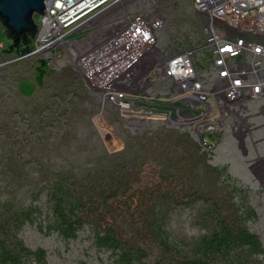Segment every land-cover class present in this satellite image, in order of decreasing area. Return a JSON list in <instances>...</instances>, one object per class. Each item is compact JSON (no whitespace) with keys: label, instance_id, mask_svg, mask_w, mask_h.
<instances>
[{"label":"rangeland","instance_id":"obj_1","mask_svg":"<svg viewBox=\"0 0 264 264\" xmlns=\"http://www.w3.org/2000/svg\"><path fill=\"white\" fill-rule=\"evenodd\" d=\"M125 3L128 15L143 14L153 22L160 20L156 46L163 51L169 45L165 58L179 53L181 46L203 47L199 58L198 53L196 57L198 75L207 81L214 76L216 68L209 66L211 60L204 49L207 18L193 7L192 0H125ZM44 14L45 10L43 15L33 17L38 27L42 25ZM99 18L102 21L110 19L109 13L104 12ZM103 35L105 31L94 26L74 28L64 36V43L44 54L39 52L32 56L30 51L24 55L12 54L14 50L1 52L7 50V39L0 34V43L4 44L0 48V65L10 68V73L20 72L12 82L14 90L17 91L19 80H26L36 88L29 103L40 98L43 104L49 105L47 99L54 102L53 97L60 98L54 90L55 79L52 77H44L43 74L41 85L37 86V72L30 66L39 67L42 59L46 60L43 69L48 74L50 70L60 73L70 67L81 79L77 86L87 89L90 95V99L82 101L75 96V100L68 104L64 121L70 123L67 131L62 132L63 136L60 134L58 151L48 154L49 164L36 172L29 167H21L24 171L17 174L24 175L26 180L12 195L11 204L15 208L35 207L38 216L33 224L18 226L16 239L28 251L43 250L44 264H122L118 261V250L104 245L106 240H110L109 235L115 233L126 249L138 252L140 256L143 255L140 251H143L144 264H157V261L161 262V254H165L164 248H169L174 254L177 250L178 258L184 257L193 252L195 243L202 236L214 229L216 221L221 220L228 225L235 216L260 241V253H252L254 256L248 258L247 264H264V166L256 178L249 172L245 162L248 159L242 156L239 144L229 143V138L225 137L214 148L213 143L207 140L210 136H197L175 120L190 113L193 102L189 99L181 101L182 107L174 109L170 119H123L124 113L115 110L111 103L101 101L99 93L90 88L91 82L86 74L90 72L91 65L80 63L82 55L98 48L93 49L92 46L94 43L97 45ZM35 37H31V44ZM16 63L19 65L13 66ZM163 84V96H157L159 91H148L149 96L156 95L151 100L155 109L153 114H165L164 99L169 96V83ZM30 85L22 84V91L27 96L31 92ZM261 103L264 106V102ZM15 104L20 111L18 99ZM255 109L252 108L253 111ZM21 111L24 117H28L25 109ZM253 111L248 110L246 114ZM243 113L245 111L240 115ZM226 125H231L228 118ZM48 130L53 132L54 128ZM212 135V140L220 139ZM21 151V156L29 158L27 153H23L24 149ZM143 151L146 156L140 158ZM55 168L79 178V184L74 182L72 188L67 186L65 192H59L69 199L74 195L72 200L79 203L75 218H70L75 228L74 238H65L72 231L61 224L65 223L63 220L55 218L53 193L47 192L48 186H44V191H37L38 184L34 182L38 174L50 178ZM92 170L98 173L97 176L102 175L96 179L97 176L90 173ZM6 177L9 174L0 169V185ZM9 197L0 193V213L1 202ZM67 202L66 209H73L71 201ZM247 208L251 209L253 218L245 214ZM215 210L217 213L212 215ZM39 225L42 231L38 229ZM151 231L163 236L154 239ZM21 248L14 246L17 251ZM167 258L170 259L169 256Z\"/></svg>","mask_w":264,"mask_h":264},{"label":"trees","instance_id":"obj_2","mask_svg":"<svg viewBox=\"0 0 264 264\" xmlns=\"http://www.w3.org/2000/svg\"><path fill=\"white\" fill-rule=\"evenodd\" d=\"M1 26L3 27L0 21V34L6 37L7 30L4 27L2 29ZM24 36L33 37L30 34H25ZM18 65L16 63L13 66L17 67ZM0 67V139H2L0 140V143H2L0 145V169L9 174L5 182L0 185V193L10 196L9 199L1 202L0 264H29V262L44 264L45 252L43 250L37 249L36 252L28 251L23 243L16 239V233L20 228L18 226L26 223L33 224L34 221L36 222L38 216L35 207L29 206L25 209L15 208L11 204L13 202L12 195L16 192L18 186L26 180L24 175L17 174H20V170L24 171L21 167H29L32 172H36L49 164L48 154L58 151L57 145L60 143V134L63 136L62 132L65 133L67 131V126L70 123H68V120L64 121L68 104L75 100V96L82 101L90 99V95L87 89L83 87L80 89L77 86L81 82V79L75 71L67 67L60 73H56L54 70H50L51 73L49 74L44 73V77L48 75L55 79L54 90L56 95H59V100L55 96L53 97L54 102L47 99V102L50 101L49 105L47 103L43 104L40 98L33 99L29 103L28 101L32 99L30 97L36 91L35 86L30 85L26 80H19L20 85H17V91H15L12 82L15 78L17 79L20 72L12 71L10 73V68L2 67L1 65ZM30 67L36 73L37 67L35 65ZM25 72H27V69ZM54 74L55 76L53 77ZM22 84H25L27 87L30 85L31 92L29 96L23 93ZM38 85L41 84L37 83ZM27 98L30 99L28 100ZM17 99L19 100L20 111L15 104ZM22 109L26 110L25 113L28 117H24ZM11 118L13 119L11 120ZM49 128H54V131L50 132ZM67 136L65 134L66 138ZM55 140L57 143L54 142ZM54 146L55 149L52 150ZM22 149H24L23 153L25 155L27 153L29 158H24L20 155ZM143 156H146L145 151L141 153L140 158ZM90 173L94 177L98 174L93 172V170ZM100 175L102 174H99L96 179ZM45 176L48 175L38 174L35 176L37 179H34V182L36 181L38 184L37 191H44V186H48L47 192L53 193V201L55 203V211L53 213L55 218L61 222L63 220L65 223L62 222L61 224L69 227V230L72 231L65 238H74L75 228L71 224L70 218H75L79 203L77 204L72 200L74 199V195L73 198L69 199L67 195L59 192H65L67 186L72 188V184L74 182L78 183L79 178L69 173L57 171L56 168L50 178H45ZM13 185L16 186L14 187ZM67 200L71 201L73 209H66ZM216 213L217 211L215 210L212 212V215ZM245 214H252L251 209L247 208ZM208 215H211L209 211ZM232 219L233 222L228 225L221 222V220L216 221L214 229L207 235L202 236L195 243L192 249L193 252L184 257L178 258L179 252L177 250L176 254H174L169 248H164L165 254H161L162 257L159 259L161 262L157 261V264H247L248 258L254 256L252 253L256 251L260 253V241L257 235L247 230L243 221L239 222L240 218L234 216ZM237 222L240 224L236 225ZM38 229L43 230L40 225ZM150 233L154 239L163 236L153 231ZM109 236H111L110 240H106L104 245L111 250H118L119 262L122 264H140V262L144 264L142 262L145 258L143 251H140L143 254L140 256L138 252L126 249L118 240L115 233ZM14 246L23 248L17 251L14 250ZM167 256L170 257L169 260ZM171 257H174L175 260Z\"/></svg>","mask_w":264,"mask_h":264},{"label":"built area","instance_id":"obj_3","mask_svg":"<svg viewBox=\"0 0 264 264\" xmlns=\"http://www.w3.org/2000/svg\"><path fill=\"white\" fill-rule=\"evenodd\" d=\"M46 0L45 12L42 17V25L36 31V37L31 44L30 52L32 56H37L39 52L46 53L52 48H56L59 44L65 42L64 36L71 33L74 28H83L91 26L98 30L105 31V35L98 39V44H93V52L90 50L88 55H82L81 64L91 65L86 76L90 80V88L97 91L103 102H109L112 106L122 109H141V105L135 101V91L140 79H135L137 84L132 90H127L126 78H120L118 72H122L123 61L116 46L118 44L132 41L137 47L142 42L157 43V34L159 32L160 22H153L143 14L128 15L125 11V0ZM261 0H192V4L198 12L207 18V40L204 49L210 52L211 63L218 64V68L214 70V76L220 75L226 77L232 73L234 68H238L241 74H237L236 78L230 77V81L234 83L236 88H242L244 81L247 83L248 94L242 96L237 104L230 105L236 116H241L242 111L250 110L249 103L260 100L264 102V84L256 83L254 73L249 63L252 55H255L258 66H264V19L256 20L251 25L247 24L251 16L250 5L259 3ZM94 11V12H92ZM119 11H122L119 13ZM92 12V14H90ZM104 12L109 13L110 19H98V16ZM90 14V15H89ZM89 15V16H87ZM231 23L232 30L240 32L243 35H236L232 39L225 36L227 32L226 21ZM247 24V25H246ZM118 38L115 42L114 40ZM111 44L115 47L112 48ZM85 52V53H88ZM198 50H189L186 54H192L195 61ZM91 55V56H90ZM99 57L96 61L95 59ZM167 59V58H166ZM176 58L166 60V64L170 61L176 63ZM210 63V64H211ZM133 64V63H132ZM131 64L128 65L130 67ZM127 67V68H128ZM94 70V71H93ZM193 73L194 69L188 70ZM198 71V70H197ZM210 72V71H209ZM117 73V74H116ZM196 73V72H195ZM196 73V84L201 86L206 92L219 97V103L226 102L232 96L231 93L223 92L220 94L212 88L211 79L204 80L202 76ZM136 75V74H135ZM261 80H264V68L261 71ZM96 78V80H95ZM229 79V77H228ZM255 81V82H254ZM163 81L160 84L165 83ZM177 84V81H174ZM171 83V82H167ZM185 83V82H184ZM156 84V83H155ZM152 84V86H157ZM189 87V86H188ZM188 87H183L186 91H190ZM249 90L251 92H249ZM152 91V90H148ZM149 95V93H148ZM105 97V99L102 98ZM154 97V95H151ZM131 97H134L131 98ZM191 100L193 108L202 105L197 98L186 96L184 100ZM182 100V101H184ZM129 102H131L129 104ZM262 107H264L262 105ZM201 110V109H200ZM210 112V110H208ZM189 123V122H188ZM237 118L231 120V126H238ZM216 131H204V133H213ZM215 134V133H214ZM212 135V134H210Z\"/></svg>","mask_w":264,"mask_h":264},{"label":"bare ground","instance_id":"obj_4","mask_svg":"<svg viewBox=\"0 0 264 264\" xmlns=\"http://www.w3.org/2000/svg\"><path fill=\"white\" fill-rule=\"evenodd\" d=\"M97 2L98 0L96 1V3ZM250 9L252 11L247 24L251 25L256 20L264 19V0H261L259 3L250 5ZM92 12L90 14H92ZM226 26L227 32L225 31V36L228 39H232L236 35H243L240 32H236L234 29L232 30L229 20L226 21ZM117 39L118 38H116L114 42ZM207 44L208 43H206V46ZM2 46H4V44L0 43V48ZM111 46L113 49H115L112 44ZM166 47L168 49L169 45H167ZM167 49L162 51L161 49H158L153 42L150 41L142 42L139 47L135 46L132 41L122 43L121 45L118 44L116 46L117 52L125 59L122 62L124 64L122 67L123 70L121 73L118 72V76L122 79L126 78V86L129 93L134 85L137 84V82H135V79L137 78L141 81V84H138L135 91V101L141 105V109H122L120 107L113 106L114 109L119 111L121 114L124 113L122 114L123 119L127 118L133 121H154L155 119H170L173 115L174 109L182 107L181 101L184 100L186 96L190 95L193 97V99L197 98L202 106L200 108L198 106L196 108H192L190 110V113L181 115L180 117H176L175 120L181 122L182 126L190 128V130L196 133L197 136L204 135L205 137H211L209 133H204V131L209 130L216 131V133L213 134L212 137H220V131L222 129V126L224 125V120H226V118L230 120H234L235 118H237L242 127L246 125L244 124V120L246 119V117L236 116L233 109L229 107L230 105L237 104L241 99H243L242 96L248 94L247 80L244 81L242 88H236L234 83L230 81V77L236 78L237 74L242 73L238 71V68L240 66H238L237 69L234 68L232 70V73L226 77L217 75L212 79L211 83L213 89L217 90L220 94L225 92L231 93L232 95L228 101H222V103L220 104L219 97L211 95L209 92H206L201 86L196 84V73L198 72L196 68L197 64L192 54H186V52L189 50H198L199 58V52L203 50V47L200 49H192L181 46L180 52L175 54L173 57H170V59L176 58L175 64L173 63V61H170L169 64H166L167 59L165 58L164 54ZM209 54L210 52H207V55L211 60ZM98 59L99 57H97L95 60L97 61ZM255 60V55H252L250 63L248 65L250 68H252L251 72L254 73L256 83L264 84V80H261L260 76L264 66H258V63ZM129 64H131L130 67H128ZM209 66H214L216 68L220 67L216 63L209 64ZM190 68L194 69L193 73H190L188 71ZM163 81L171 82L168 84L169 96L167 99H164L165 114L157 115L153 114L155 109L153 108V104L151 103V100L155 99L154 97H156V95L154 97L149 96L148 90L159 91L157 96H163L165 94V85H159V83ZM174 81H177V84ZM152 84L158 85L152 86ZM183 87H188L190 91H186ZM249 92L251 91L249 90ZM102 98L105 99V97L103 96ZM259 102L260 100H256L249 103L250 110H252V108H256L252 112V116L254 119L264 117V107H260ZM208 110H210V112ZM237 129V126H234L232 130L235 131V137L237 138V142L239 143L241 142L240 136L242 135V132ZM210 137L207 140L210 143H213L214 148L217 147L219 143H222L219 140H212ZM221 139H223L222 135ZM247 216H251L253 218V213L247 214Z\"/></svg>","mask_w":264,"mask_h":264},{"label":"flooded vegetation","instance_id":"obj_5","mask_svg":"<svg viewBox=\"0 0 264 264\" xmlns=\"http://www.w3.org/2000/svg\"><path fill=\"white\" fill-rule=\"evenodd\" d=\"M1 28L3 29L2 26ZM26 37H28L29 39L28 43H25L24 41ZM6 39L7 43L5 46L7 48L12 44H15V47L13 48L14 51L12 52V54L20 52V50L26 47L28 50L30 49L29 47L31 45V36L17 35L13 38H8L6 36ZM259 106L262 107V105H260V102ZM250 113L248 115L245 114L244 116L241 115L242 117H246V119L244 120V124L246 125L242 127V125L239 123V125L237 126V130L242 132V135L240 136L241 142H237V138L235 137V131L232 130L234 126L226 125V120H224V125L222 126L220 132L223 139L225 137H228L229 139L233 140L231 141L228 139L227 142L236 143L237 145L239 144V150L242 156L245 157V159H248L245 162L247 164L249 172L253 174L256 178H259L258 173L262 170V166H264V122L260 121L261 123H263L262 126L255 125L256 120L253 118L252 115L251 117L253 119H250ZM227 129H229V131L226 132L225 130ZM221 135L219 141L222 142L223 139H221ZM260 182L262 183V181Z\"/></svg>","mask_w":264,"mask_h":264},{"label":"water","instance_id":"obj_6","mask_svg":"<svg viewBox=\"0 0 264 264\" xmlns=\"http://www.w3.org/2000/svg\"><path fill=\"white\" fill-rule=\"evenodd\" d=\"M46 0H0V21L3 27L8 31L7 37L13 38L17 35H35L37 26L33 21L35 15H43L45 10ZM33 38V37H32ZM28 43L29 39H24ZM15 47L12 44L7 50L1 52H10ZM30 51L27 47L17 52L19 55L27 54ZM46 65V60H40V66L36 68V80L41 84V79L45 70L43 67Z\"/></svg>","mask_w":264,"mask_h":264},{"label":"crops","instance_id":"obj_7","mask_svg":"<svg viewBox=\"0 0 264 264\" xmlns=\"http://www.w3.org/2000/svg\"><path fill=\"white\" fill-rule=\"evenodd\" d=\"M252 111V110H251ZM251 115H253V113H250ZM251 115H249V117H250V119H253L252 117H251ZM262 118V117H261ZM259 118V119H255L256 120V122H255V125H260V126H262L263 125V123H261L260 121H262V122H264V120H262V119H264V118Z\"/></svg>","mask_w":264,"mask_h":264}]
</instances>
